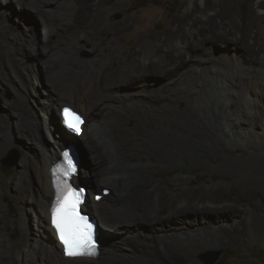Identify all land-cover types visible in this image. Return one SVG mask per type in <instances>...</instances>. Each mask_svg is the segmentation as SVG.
Returning a JSON list of instances; mask_svg holds the SVG:
<instances>
[{"label": "bare ground", "instance_id": "6f19581e", "mask_svg": "<svg viewBox=\"0 0 264 264\" xmlns=\"http://www.w3.org/2000/svg\"><path fill=\"white\" fill-rule=\"evenodd\" d=\"M3 2L6 6L0 3V28L8 27L5 25L7 3L16 2L24 9H32L33 14L40 18L45 40L42 48L48 49L47 55L54 57L53 69L62 71V92L52 84L48 87L41 84L46 100L52 103L51 107H46V113L53 112L54 100L68 101V106L83 119L84 116L88 118L83 123V132L75 137L62 126L60 111L64 106L61 105L56 110L59 120L53 118L61 126L53 123V132V124L48 127L44 123L46 132L40 137L48 140L47 148L38 144L34 134L20 128L22 137L31 144L26 149L34 150L35 155L29 161L27 158L20 161L27 167L26 173L13 174L9 180L16 185L17 191L25 189L26 196L16 199L20 215L26 216L36 208L37 217L27 229L20 221L21 240L14 242L7 235L0 234V263L7 259L6 264H184L180 258L157 263L147 257L145 249L153 246L159 255L166 253L167 247L174 248L180 244L190 245L195 250H213L231 244L238 232L248 227L245 215L238 218L246 210L247 194L235 193L233 188L228 192L210 193V207H206V201L200 200L202 198L193 192H186L191 197L189 199L169 202L157 181L142 176L155 169L183 166L187 161L195 164L196 156L206 153L222 157L220 170L223 172L236 167L246 168L253 175L248 181L254 180L255 174L264 175V154L250 156L243 151L248 146L264 150V41L256 52L242 50V44L252 39L253 19L264 7L263 3L256 1L253 4L250 0L248 5L244 0H217L213 5L205 0H188L181 6L187 16L172 23V26L176 25L174 31L148 33L150 36L139 41L138 50H119L113 56L114 68L100 72L94 65L93 68L83 67L91 77L87 78L84 86L77 87L67 77L68 71L65 72L73 60L71 53L77 40L87 39L101 27L119 37L131 28L135 16H125L118 25L105 24V19L111 14H106L103 6L122 9L123 3L119 0ZM241 5L246 12L239 19L238 7ZM197 16L201 19L192 22L191 19ZM28 28L31 30L29 52L24 51L21 55L14 52L17 63L35 51L32 49L35 29L32 25ZM142 31L146 33L147 30L143 28ZM218 41L229 50H215L214 44ZM97 44L94 42L93 45L96 47ZM240 45L241 50L238 48ZM194 50L198 53L194 54ZM1 65L8 66L6 62ZM247 72L259 74L263 81L247 77ZM150 75L155 77L149 78ZM11 79L7 70L3 80L8 82ZM18 82L20 87L25 86L23 78ZM181 101L185 104L183 109L179 108ZM5 135V144L11 146L12 139L7 132ZM84 136L89 137L86 143L93 165L83 171L82 177H97L102 185H109L113 190L106 188L108 195L101 192L98 202L94 200L97 193H91V211L103 229L98 237L102 243L98 247L99 255L71 258L64 256L49 225L48 207L53 197L49 169L59 160L62 148L69 142L66 138ZM19 143L27 147L25 141ZM237 158H241L243 163H239ZM32 170L37 180L36 192L32 187L35 183L30 176ZM169 181L179 183L181 180L174 177ZM140 183H151L152 191L137 194L128 202L127 197ZM223 200L230 201V204L220 205ZM261 202L264 205V199ZM84 207L89 211L87 200ZM194 213L202 216L193 218ZM218 216L227 220L223 221L222 217L217 220ZM29 219L32 218L29 216ZM147 223L151 225L148 232L139 229ZM111 229L118 234L115 241L108 238L107 231Z\"/></svg>", "mask_w": 264, "mask_h": 264}, {"label": "rangeland", "instance_id": "374dc122", "mask_svg": "<svg viewBox=\"0 0 264 264\" xmlns=\"http://www.w3.org/2000/svg\"><path fill=\"white\" fill-rule=\"evenodd\" d=\"M187 1L188 0H119L120 3H123L122 9L117 7L114 8L111 5L103 6V11L106 14H111V17H107L105 19V24L118 25L125 16L133 14L135 19L133 18L134 20L132 21L131 28L125 31L119 37H116L115 35L113 36V34L106 27H101V30L89 34L87 39H78L77 44L72 51L73 54L71 53L73 58V60L70 61L71 65L69 64L67 70L65 69V72L68 71V73H66L67 77L74 83L75 86L82 87L87 81V78L91 77V75H89V73L83 67L88 65L93 68L92 66L94 65V67L98 68L100 72L114 68L115 62H113V56H115L119 50H138L137 47L139 41L150 36L148 33L152 32L162 34L168 33V30L174 31L176 29V25L174 27L172 26V23L176 19L185 18L187 16L186 12H184L181 8V6ZM215 1L217 2V0H205V2L208 4H215ZM244 1L245 4L248 5L251 3L254 4L256 1L263 3L264 5V0H251V3L250 0ZM0 3L2 5L6 4L3 2V0H0ZM7 4L9 5L8 8L6 7L8 10L6 11L5 25L8 27L3 29L0 28V161L11 152H16L18 154V161L14 166L4 165L0 162V234L7 235L12 241L16 242L21 240L23 237L20 221L24 223V226L27 229L31 227L30 225L33 224L34 219H36L35 217H37V213L35 212L37 210L36 208L35 211L33 209L32 211L28 212V216L26 214L27 217L20 215V210L16 204V199L18 197L26 196L24 194L25 189L20 188L17 191L16 185L11 184L9 180V177L13 174H19L20 172L26 173L27 167L23 166L20 161L24 160L25 158H27L29 161V158H33L32 156L35 155L34 150H31V153V151L26 149L29 148L30 142L22 137L19 130L20 128H24V132L30 135L34 134L37 141L39 140L38 144L47 148L48 140H42L40 137L42 134L45 135V124H48V127L53 123L58 125L53 121L54 117L59 120V112L56 110L57 108H60L61 105L68 106V101L61 103L57 100H54L55 105L53 107V112L46 113V107H51L52 103L46 100L47 95L43 87H41V84L46 87L52 84L58 91L62 92L64 86V81H62L61 77L62 71L56 70V73V71L53 69L54 57L47 55L48 49L45 50L42 48V46L45 44V40L43 38V31L40 25V18L33 14L32 9H24L16 2H10ZM245 12L246 9L243 5L238 7L239 19L242 18ZM263 16L264 7L256 14L255 18L253 19L251 27L252 41L250 40L247 43L246 40L244 45L242 44V50L256 52L257 48H259L258 45L264 41ZM200 19L201 18L197 16L192 18L191 21L196 23ZM31 25L35 29L32 45V49L35 51L34 53L25 55L23 62L17 63L14 61L16 59L15 53L21 55L24 51L29 52L27 48L29 47L28 38L30 37L29 34L31 33V30H29L28 26ZM143 28L147 30L146 33L142 31ZM94 42L98 43L96 47L93 45ZM252 43H255V46H253ZM204 46L206 47L205 44ZM238 48L241 50V45L238 46ZM214 49L220 51L229 50L228 46L221 44L219 41L214 44ZM197 53V51L194 52V54ZM102 57L106 59L99 62L94 60ZM253 58H256V56ZM2 62H6V65H8L7 68L1 65ZM7 70L10 72L12 78L8 82L3 80ZM95 70L98 71L97 69ZM95 70L93 71L94 73H96ZM246 76L251 77L252 79L263 81L259 74L255 75L251 72H247ZM151 77L155 76L150 75L149 78ZM19 78H23L25 86L21 85L20 87V82H18ZM38 91H41L40 94H38ZM184 107L185 104L183 101H181L179 108L183 109ZM47 114L50 117L49 119ZM87 118L84 116V122L87 121ZM55 124L51 126L52 130ZM60 126L58 125V127ZM87 128L89 129L88 125H86V129ZM6 132L9 134L10 139H12L11 146H7L5 144ZM37 136H39V138ZM88 138L87 136L77 139L66 138V141L79 143L84 150V165L86 167L83 166L79 169L75 179L77 183L79 180H82L83 182L85 181L84 184L87 185L86 187L89 191L91 180L88 178L89 176L82 177L84 175L83 171L87 170V167L89 169L90 166L93 165L88 148L89 146L86 143ZM22 140L25 141L27 147L22 146V143H19L22 142ZM22 147H24V149ZM220 147L224 148V145L220 144ZM243 151L250 156L251 154H264V150H259L249 146L245 147ZM195 159V164H191V162L187 161L183 166H171L170 168L161 170L155 169L154 172L147 173L142 177L145 179L152 178V180L157 181L161 191L166 193L165 198L166 200H169V202L179 198L189 199L191 197L187 196L186 192H193L202 198L200 200L206 201V207H210L208 204L212 199L211 194H214L219 190H225L228 192L233 188L235 193L247 194L248 200L244 202L246 210L240 213L238 218H243L245 215L244 218L247 219L248 227L243 232L239 231L231 244L220 246L213 250H207L203 248L195 250V248L190 245L180 244L174 248L167 247L166 253L159 255L156 253L154 247L151 246L145 249L147 257L157 263H159L160 260L164 263L171 262V258H180L184 264H205L204 261L200 259V255L211 252L213 254L219 253L218 259L214 264H241L245 261H248L249 264H264V205H262L261 202V199H264V175L255 174V181H248V178H253V175L249 174V171L246 168L244 169L236 167L230 172L221 171V156L216 157L206 153L201 156H196ZM237 159L239 160V163H243L241 158ZM27 164H29V162ZM31 172L33 174L30 173V176L33 180V183L35 182L32 187H34V192H36V175L33 170ZM174 177H178L181 181L179 183L169 181V179ZM152 186L153 185L151 183L138 184L133 189L131 195L127 197V201L131 202L133 198L139 194L149 193L152 191ZM106 188L110 189L109 185L101 184V188L97 190V195H101V189ZM87 193L89 195V199H91V195L89 192ZM259 203L261 206H259ZM229 204L230 201L223 200L220 205ZM87 212L89 211L87 210ZM208 214H205V216L210 218ZM29 216L32 219H29ZM199 216L202 215H200V213H194L192 215V217H196V219H200ZM178 217L176 218L177 220ZM220 217H222L223 221L227 220V218L224 216H218L216 219L218 220ZM179 219L182 220V217H179ZM26 223L29 224L27 225ZM197 225L199 224H196V226ZM200 225H204V223H201ZM139 229L148 232L151 229V225L147 223L139 226ZM107 233L109 234L108 238L114 241L118 236V234L115 233V229H111L107 231ZM194 236L195 235H193V238H197ZM101 250L102 249H100V251ZM6 263L7 259H3L0 264ZM120 264L126 263L121 262Z\"/></svg>", "mask_w": 264, "mask_h": 264}, {"label": "snow or ice", "instance_id": "6c2138e0", "mask_svg": "<svg viewBox=\"0 0 264 264\" xmlns=\"http://www.w3.org/2000/svg\"><path fill=\"white\" fill-rule=\"evenodd\" d=\"M64 123L66 126L79 133L83 123L80 116L70 109H63ZM64 157L67 167L63 170V177L54 180L56 188V202L51 208V223L55 228L59 240L64 246V253L69 257L83 254H95V244L92 240L93 226L88 218L80 215L79 205L82 202L83 189H74L67 181V177L76 171L75 165L65 152ZM60 169L54 170V175Z\"/></svg>", "mask_w": 264, "mask_h": 264}, {"label": "water", "instance_id": "95a60500", "mask_svg": "<svg viewBox=\"0 0 264 264\" xmlns=\"http://www.w3.org/2000/svg\"><path fill=\"white\" fill-rule=\"evenodd\" d=\"M72 108V107H71ZM73 109V108H72ZM75 110V109H73ZM76 111V110H75ZM65 150H68L71 159L73 160L76 166V174H78V170L84 166V150L79 143H72L67 142L64 146ZM18 161V154L16 152L9 153L6 157H4L0 162L4 165L14 166L17 164ZM77 188L82 187L87 190L86 185L82 180H79ZM87 215L90 216L92 220H95V217L90 212H85ZM97 233L98 236L102 235V230L99 226H97ZM99 246L102 245L101 241L98 239ZM219 253L213 254L211 252L205 253L200 255V259L204 261L205 264H214L218 259Z\"/></svg>", "mask_w": 264, "mask_h": 264}, {"label": "flooded vegetation", "instance_id": "af4514ba", "mask_svg": "<svg viewBox=\"0 0 264 264\" xmlns=\"http://www.w3.org/2000/svg\"><path fill=\"white\" fill-rule=\"evenodd\" d=\"M97 177H94V178H90L89 179L91 180V184H90V190L88 191V188H87V191L89 192V194L91 195V193H97V190L101 187V183L99 181V179H96ZM95 179V180H94ZM85 182V181H84ZM95 182V183H94ZM97 182V184H96ZM77 186H78V183H75ZM87 186V185H86ZM109 188L111 190H113V188H111L109 186ZM92 189V190H91ZM87 202H88V208H89V211L91 212L92 215H94V213L91 211V208L93 206V204L91 203V199H89V195L87 194ZM91 205V206H90ZM95 216V215H94Z\"/></svg>", "mask_w": 264, "mask_h": 264}, {"label": "clouds", "instance_id": "9594fccd", "mask_svg": "<svg viewBox=\"0 0 264 264\" xmlns=\"http://www.w3.org/2000/svg\"><path fill=\"white\" fill-rule=\"evenodd\" d=\"M65 107V106H64ZM66 107H68V108H70L72 111H74L75 113H77L80 117H81V115L77 112V111H75V110H73L70 106H66ZM63 108V107H62ZM61 111H62V109H61ZM61 111H60V120H61V123H62V119H61ZM82 118V117H81ZM83 119V118H82ZM83 121H84V119H83ZM84 123V122H83ZM62 126H63V123H62ZM64 128V127H63ZM83 130H84V128H83ZM76 137V136H75ZM60 158V157H59ZM76 176V175H75ZM75 176H74V179H73V184H74V186L76 187V184L75 183H77V181H76V179H75ZM77 188V187H76ZM88 192V191H87ZM88 194V193H87ZM86 199H87V197H86ZM52 200V199H51ZM51 202V201H50ZM97 202V201H96ZM83 211H84V213L85 212H87V210L85 209V207H83ZM94 221H96V219L94 220ZM99 249V248H98ZM81 258H86V257H81Z\"/></svg>", "mask_w": 264, "mask_h": 264}]
</instances>
